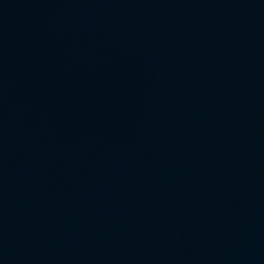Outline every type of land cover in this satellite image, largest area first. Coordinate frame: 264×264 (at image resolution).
<instances>
[{
    "label": "water",
    "instance_id": "obj_1",
    "mask_svg": "<svg viewBox=\"0 0 264 264\" xmlns=\"http://www.w3.org/2000/svg\"><path fill=\"white\" fill-rule=\"evenodd\" d=\"M0 264H264V0H0Z\"/></svg>",
    "mask_w": 264,
    "mask_h": 264
}]
</instances>
